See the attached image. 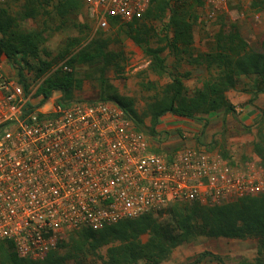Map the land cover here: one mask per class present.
<instances>
[{
  "label": "built area",
  "instance_id": "2783aa9c",
  "mask_svg": "<svg viewBox=\"0 0 264 264\" xmlns=\"http://www.w3.org/2000/svg\"><path fill=\"white\" fill-rule=\"evenodd\" d=\"M240 1L202 0L209 16ZM81 2L101 30L141 19L150 4ZM36 90L0 61V242L19 257L41 261L73 231L155 215L174 203L218 206L264 194L258 162L232 165L204 146L156 153L114 102L64 106ZM171 118L180 119L165 114L158 129Z\"/></svg>",
  "mask_w": 264,
  "mask_h": 264
},
{
  "label": "trees",
  "instance_id": "16d2710c",
  "mask_svg": "<svg viewBox=\"0 0 264 264\" xmlns=\"http://www.w3.org/2000/svg\"><path fill=\"white\" fill-rule=\"evenodd\" d=\"M53 1L55 3L52 5ZM18 2L20 3L15 10L8 4L0 7V57L8 60L16 79L28 89L23 70L25 67L31 69L33 65L27 58L38 56L46 36L42 31H26L21 24L43 15L51 4L60 26H69L84 6L81 0H17L12 3L17 5ZM183 2L184 0H150L149 7L139 21H113L109 26H126V36L150 57L149 68L156 73L165 70L164 59L160 56L165 49L175 61L193 63L204 72L201 86L188 91L182 82V78L188 74L177 75L168 71L169 81L161 88L158 96L147 104L143 115L137 114L130 101L117 95H106V99L99 100L117 104L138 131H143L139 126L143 125V118L148 117V137L156 134L159 119L165 114L206 126L209 118L216 117L219 113H232L233 107L226 93L238 86L241 91L250 94L249 103L264 93V33L259 47L252 48L235 26L231 25L227 30L221 26L213 33L206 50L195 52L192 23L181 12ZM153 18H166L161 33L163 45L155 49L147 46L150 33L143 23L144 20ZM140 21L142 23H138ZM72 42L78 45L79 40L73 39ZM122 55V50L114 53L109 50L106 39L96 36L87 44L80 45L64 61L70 71L59 68L50 71L49 63L39 61L40 67L35 69V75L39 77L44 72L50 73L38 85L35 96L41 95L45 99L58 93L56 104L64 106L71 102H97L74 101V92L81 88L82 83L73 72L75 64L101 63L105 67H116ZM215 144L206 146L211 150ZM153 151L165 152L157 149ZM254 152L264 167V147L254 145ZM222 157L225 158V155ZM156 216L145 214L97 230L83 228L73 231L69 233L65 243H59L41 261L19 257L12 244L3 241L0 242V264H88L87 258L97 255L104 247L101 264H138L140 261L145 264H160L170 256L174 248L199 236L254 237L257 244L254 260L237 264H264V194L218 206L174 203ZM143 235L146 236L144 241L141 240ZM62 248L63 251L59 252ZM208 256L222 264L219 256L208 252L199 254L195 262Z\"/></svg>",
  "mask_w": 264,
  "mask_h": 264
},
{
  "label": "rangeland",
  "instance_id": "374dc122",
  "mask_svg": "<svg viewBox=\"0 0 264 264\" xmlns=\"http://www.w3.org/2000/svg\"><path fill=\"white\" fill-rule=\"evenodd\" d=\"M19 3L17 5L15 3L8 5L15 10V8H18ZM54 3L55 1L51 4L53 5ZM51 4L43 15L36 19L25 20L21 24L26 31H42L46 36V41L40 47L38 56L27 58L33 68L25 67L23 70L25 83L30 89H37L50 71L57 68L61 69L60 65L70 55L75 53L80 45L87 44L96 36L108 41L109 50L114 53L122 50L123 55L119 57L116 67H105L101 63L92 65L75 64L73 72L78 79L82 80V83L81 88L74 92V101H99L106 99V95L114 94L121 99L130 101L137 114L143 115L147 109V104L158 96L161 88L169 81L168 71L177 75L187 73L188 76L182 78V82L188 91H193L201 86V81L205 77L202 69L185 60L181 62L175 61L167 49L160 54L164 59L165 70H162L161 73L152 71L149 68L150 57L143 52L141 47L126 36V26L122 25L118 28L108 27L104 30L97 29L89 18L85 7H83L82 11L74 16L72 24L61 27ZM181 12L192 23L195 52L205 51L208 43L212 41L213 33L221 26L225 27V30L229 29L231 25L235 26L241 37L252 48L259 47L264 33V0L233 2L225 8L217 10L211 16H209V12L203 5L202 0H184ZM165 21L166 18L144 20L143 23L150 33L147 40L149 48L162 47L163 42H161V39L163 38L161 33ZM138 23H142V21ZM73 39L79 40L78 45L72 42ZM63 51L64 54L62 53ZM4 59L8 62L5 57L0 59V61ZM39 61L49 63L51 70L44 72L42 76L38 77L35 75V69L38 66L40 67ZM52 96L58 98L59 94L54 93ZM251 106L248 109L239 104L234 106L235 109L230 114L234 123L238 124L237 126L231 127L225 122L219 130H215V127L208 129V135L212 137L206 145H212L215 142L216 144L211 150L225 155V158L232 165L244 167L251 162L260 164V159L254 152V145L264 147V94L260 96L257 104H252ZM246 114L252 119V122L248 124L241 122L243 120L240 118L241 115L245 117ZM225 116L222 113L217 114V118L214 117L212 121L209 120L207 126L213 124L220 126L222 121H225ZM147 126L148 117H144L143 125L139 127L143 130V133L149 136L146 129ZM157 130L159 131L154 136H150L151 149L169 151L170 147H173L169 146L172 144L170 142L176 140L177 137L174 139L169 137L162 127L160 129L157 128ZM219 137H222L221 142ZM206 145L204 147L208 148ZM183 146L185 144L177 143L176 145L178 148ZM167 207L163 210L167 209ZM67 237L62 241L63 243L67 241ZM145 238L146 236L143 235L141 240L144 241ZM256 246V239L250 236L245 238L199 236L174 248L170 256L160 264H220L213 261L209 256L195 262L198 255L204 252L216 254L220 257L222 264H237L242 261L252 262L256 256ZM62 251L63 248L59 250V252ZM104 253L105 247L98 251L97 255L88 257L87 263L101 264L100 258L104 256ZM138 264L145 263L140 261Z\"/></svg>",
  "mask_w": 264,
  "mask_h": 264
},
{
  "label": "crops",
  "instance_id": "0c3cea01",
  "mask_svg": "<svg viewBox=\"0 0 264 264\" xmlns=\"http://www.w3.org/2000/svg\"><path fill=\"white\" fill-rule=\"evenodd\" d=\"M2 57H0V59H2ZM2 62H5L6 60H1ZM264 94V93H263ZM263 94H259L256 99L252 102L249 103L248 100L250 98V94H247L243 91H241L240 87L238 86V88L234 89V90H230L226 93V97L229 101V103L231 104V106L233 107V111H234V106L239 104L242 105V107L244 106L246 109H248V107H252V104H257V101L260 100V96ZM248 114V113H247ZM244 117V115H241L240 118H242L244 122V124H248L249 122H252V119L250 118L249 115H247ZM225 121H222V123L220 124V126H215L214 124L211 126H202L199 123H195V122H190L188 120L185 119H174L171 118L167 121H165L162 129H164V131L167 132V135L171 138H176V140H172L173 142H170L172 144H170L169 146H173L176 147L177 143H181V144H185V146H201V145H206L210 142L211 137L210 135H208V129L209 128H214L215 130H219L220 127H222V125L227 122L228 125H230L231 127L233 126H237V123H234L233 121V117L232 115L229 114H225ZM214 117L209 118L210 121L213 120ZM217 118V117H216ZM231 121H233L231 123ZM160 129V128H159ZM159 131V130H158ZM220 138V137H219ZM222 141V137L220 138V142ZM218 145V144H217ZM220 145V143H219ZM173 147H170L171 149ZM219 148V146H218Z\"/></svg>",
  "mask_w": 264,
  "mask_h": 264
}]
</instances>
